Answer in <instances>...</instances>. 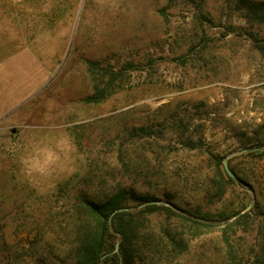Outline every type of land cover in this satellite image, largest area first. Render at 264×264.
<instances>
[{"label": "rangeland", "instance_id": "obj_1", "mask_svg": "<svg viewBox=\"0 0 264 264\" xmlns=\"http://www.w3.org/2000/svg\"><path fill=\"white\" fill-rule=\"evenodd\" d=\"M261 3L0 0V264H76L80 197L120 189L243 217L138 264H264Z\"/></svg>", "mask_w": 264, "mask_h": 264}, {"label": "trees", "instance_id": "obj_2", "mask_svg": "<svg viewBox=\"0 0 264 264\" xmlns=\"http://www.w3.org/2000/svg\"><path fill=\"white\" fill-rule=\"evenodd\" d=\"M251 5L256 9L264 7L263 3ZM103 98L104 94L98 92L94 96L87 97L85 101L98 102ZM227 180L234 182L228 175ZM217 187L220 192L222 186L218 184ZM155 201H157L155 197L126 189L110 192L98 200L80 197L78 208L82 221L78 229L80 242L77 247L76 264H138L143 258L153 261L152 249L157 250V261H160L162 255L173 256L183 247L181 241L183 227L190 232L202 228L210 232L209 228L218 224L232 228L243 218L238 216L234 221L228 222L232 215L224 213L211 214L200 210L183 209L176 212L169 207L152 204ZM139 206L141 207L138 208ZM119 208H137V210L116 212L110 218ZM153 213L160 214L163 223L159 225L158 231L151 232L147 231L145 226L149 222L148 216ZM172 225L179 226L178 230H171ZM222 232L225 234L226 229ZM116 243H118V253L110 254ZM228 254H233L231 247L228 248Z\"/></svg>", "mask_w": 264, "mask_h": 264}, {"label": "water", "instance_id": "obj_3", "mask_svg": "<svg viewBox=\"0 0 264 264\" xmlns=\"http://www.w3.org/2000/svg\"><path fill=\"white\" fill-rule=\"evenodd\" d=\"M223 167H224V170H225L226 174H227L229 177H231V178L234 179L235 177L233 176V174L230 172L229 168L227 167V163H226V161L223 162ZM148 204H151V203H148ZM152 204H158V202H152ZM140 207H141V206H139L138 208H140ZM130 209H131V208H119L118 210L114 211V212L111 214L110 218H111L116 212H125V211H129ZM112 253H118V243H116L114 250H113L110 254H112ZM107 255H108V254H107ZM105 256H106V255H105Z\"/></svg>", "mask_w": 264, "mask_h": 264}, {"label": "clouds", "instance_id": "obj_4", "mask_svg": "<svg viewBox=\"0 0 264 264\" xmlns=\"http://www.w3.org/2000/svg\"><path fill=\"white\" fill-rule=\"evenodd\" d=\"M37 171H40V169H37Z\"/></svg>", "mask_w": 264, "mask_h": 264}]
</instances>
